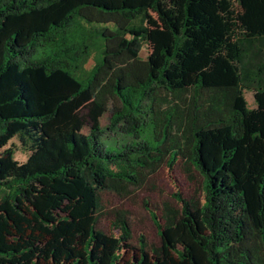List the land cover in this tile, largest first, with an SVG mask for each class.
<instances>
[{"label":"trees","instance_id":"obj_1","mask_svg":"<svg viewBox=\"0 0 264 264\" xmlns=\"http://www.w3.org/2000/svg\"><path fill=\"white\" fill-rule=\"evenodd\" d=\"M177 158L203 199L158 244L97 226ZM0 264H264V0H0Z\"/></svg>","mask_w":264,"mask_h":264},{"label":"rangeland","instance_id":"obj_2","mask_svg":"<svg viewBox=\"0 0 264 264\" xmlns=\"http://www.w3.org/2000/svg\"><path fill=\"white\" fill-rule=\"evenodd\" d=\"M146 45L140 49V56L146 54ZM97 58V48H92L89 57L83 64V68L90 67ZM243 96L247 106L256 105V91L244 89ZM106 114L101 117V123H105ZM106 134L115 136L109 131ZM9 141L15 145L14 158L21 161L27 155V150L23 149L16 136H12ZM180 196V198H179ZM181 198L187 201L203 199L202 176L197 169L188 163H184L180 158L175 159L171 165L163 162L155 171L149 173L143 182L138 186L128 185L125 191H102L100 216L97 226L104 231L117 233L111 225L113 212L122 209L131 230V244L136 245L137 237L143 234L146 240L152 244L160 241L158 227L155 224V217L160 221V215L166 206L179 209ZM130 250L123 252V257L128 258Z\"/></svg>","mask_w":264,"mask_h":264}]
</instances>
